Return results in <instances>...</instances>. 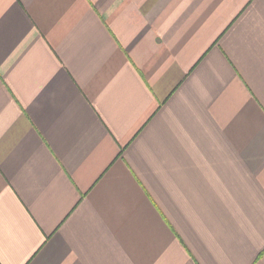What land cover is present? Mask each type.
Segmentation results:
<instances>
[{
	"label": "crops",
	"instance_id": "0c3cea01",
	"mask_svg": "<svg viewBox=\"0 0 264 264\" xmlns=\"http://www.w3.org/2000/svg\"><path fill=\"white\" fill-rule=\"evenodd\" d=\"M0 264H264V0H0Z\"/></svg>",
	"mask_w": 264,
	"mask_h": 264
}]
</instances>
